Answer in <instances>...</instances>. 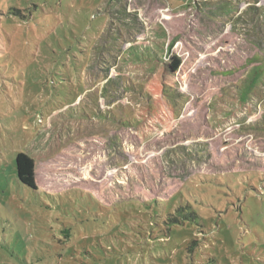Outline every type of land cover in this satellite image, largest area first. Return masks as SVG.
Wrapping results in <instances>:
<instances>
[{
    "label": "rangeland",
    "instance_id": "obj_1",
    "mask_svg": "<svg viewBox=\"0 0 264 264\" xmlns=\"http://www.w3.org/2000/svg\"><path fill=\"white\" fill-rule=\"evenodd\" d=\"M0 264H264V0H0Z\"/></svg>",
    "mask_w": 264,
    "mask_h": 264
},
{
    "label": "trees",
    "instance_id": "obj_2",
    "mask_svg": "<svg viewBox=\"0 0 264 264\" xmlns=\"http://www.w3.org/2000/svg\"><path fill=\"white\" fill-rule=\"evenodd\" d=\"M39 144H40V143H39ZM39 146H41V147H42V146H43V143H42L41 145H39Z\"/></svg>",
    "mask_w": 264,
    "mask_h": 264
}]
</instances>
